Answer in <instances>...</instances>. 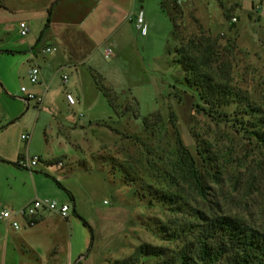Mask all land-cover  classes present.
Returning a JSON list of instances; mask_svg holds the SVG:
<instances>
[{"label":"rangeland","instance_id":"1","mask_svg":"<svg viewBox=\"0 0 264 264\" xmlns=\"http://www.w3.org/2000/svg\"><path fill=\"white\" fill-rule=\"evenodd\" d=\"M220 2L233 9L231 16L237 23L226 19ZM42 3L45 0H0V214L5 209L19 213L13 206L36 194L70 207L62 243L51 249L41 247V264H113L144 243L176 247L177 243L163 240L159 228L182 216L159 203L151 206L149 198L141 199L136 193L144 180L171 188L159 179V174L171 172L180 162L171 111L184 146L204 175L199 147L207 143L214 154L211 167L216 176L206 174L210 187L206 205L217 203L226 213L264 229V151L233 122L197 111L198 99L183 87L173 20L177 4L183 11L184 37L196 34L200 24L213 36L223 37V45L231 38L237 47L233 84L264 110V0H136V13L128 11L123 22L121 15L117 21L110 20L107 10L96 8L83 26L64 32L51 24V11L41 13ZM140 11L149 26L147 36L135 27ZM22 22L33 30L28 37L19 33ZM232 24L236 29L231 30ZM36 34L39 49L56 47L59 51L54 55L61 56L64 65L50 73L52 87L43 106L36 101L28 104L22 91L26 87L43 99L34 90L41 85L29 79L31 52L26 45ZM106 47L118 54L106 59ZM94 72L113 90L121 113L126 108L130 112L123 117L114 113ZM64 75L69 76L67 84ZM67 87L73 89L75 106L66 100ZM152 115V125L146 129L143 119ZM106 122L131 138L112 133L102 126ZM27 134L32 135L30 143L22 139ZM20 154L41 161L30 171L18 166ZM121 163L138 172L136 185L114 169L113 164ZM31 174L39 176L36 181ZM5 224L0 220V237L6 233ZM5 258L3 242L0 264ZM24 258L30 259V254ZM153 261L146 256L138 264Z\"/></svg>","mask_w":264,"mask_h":264},{"label":"trees","instance_id":"2","mask_svg":"<svg viewBox=\"0 0 264 264\" xmlns=\"http://www.w3.org/2000/svg\"><path fill=\"white\" fill-rule=\"evenodd\" d=\"M220 4L226 19L230 20L233 9L226 8L222 2ZM175 11L173 20L179 41L175 53L184 70L183 87L198 99V104H195L197 111L214 120L233 122L249 141L264 151V110L233 84L236 44L230 38L223 45V37L213 36L198 20L199 31L184 37L181 33L183 11L177 4ZM234 29L236 24L231 25V30ZM94 73L95 82L114 113L123 117L130 112L126 108L121 113L113 90L104 84L99 73ZM230 107H235L232 113L226 111ZM153 116L143 119L146 129L152 125L150 118ZM135 117L139 119L140 115L135 114ZM170 120L177 132L180 162L174 164L171 172L159 174V179L169 183L171 188L144 180L136 193L141 194V199L149 198L151 206L159 203L176 216H182V219H174L159 228L163 240L177 245L171 248L144 243L131 256L113 264H138L146 256L154 258L151 264H264V229L244 218L226 213L217 203L206 205L210 195L206 176H216L211 167L215 159L210 146L204 143L203 147H199V155L206 165L204 175L191 152L184 146L172 111ZM102 126L117 136L131 138L107 122L102 123ZM22 158L19 157L18 166L22 165ZM113 166L131 186L136 185L140 178L138 172L132 173L125 163ZM71 197L74 201V197Z\"/></svg>","mask_w":264,"mask_h":264},{"label":"crops","instance_id":"3","mask_svg":"<svg viewBox=\"0 0 264 264\" xmlns=\"http://www.w3.org/2000/svg\"><path fill=\"white\" fill-rule=\"evenodd\" d=\"M96 8L107 10L110 20L117 21V17L121 15L122 22L123 17H125L128 11L134 13L137 11L136 0H45V3H42L40 11L43 14L51 11V24L59 26L61 31L64 32L75 30L83 26L88 21V17L96 11ZM141 9H143V7ZM42 20V23H44L46 18ZM116 25L120 26L118 23ZM32 31L31 28L30 34H32ZM55 36L58 40L59 35L56 33ZM113 43H115V41H113ZM48 47L39 49L37 34L34 38L28 39L26 45V49L31 52V67L37 66L41 70L39 82L41 87L34 90L36 94L42 96V106L43 101L46 100L50 94L52 87V81H49L50 73L52 71L58 72L64 67V65H61L62 62L60 61L62 57L54 55L59 50L57 49V51L53 53H45L44 51ZM115 53L118 54V50L115 51ZM75 68L77 72H80L77 66ZM76 86L77 85L72 88ZM65 92L74 93L73 89L69 87L65 89ZM95 126H98V124H95ZM20 156L23 157L21 159V164L24 166L25 161L29 157L20 154L18 156V161ZM57 165L59 166V164ZM49 166L51 165H48V167ZM31 177L36 181L39 176L31 174ZM36 198H40V196L38 194H36V196L32 195L24 200L20 206L13 207L16 208V210L22 211ZM17 219L21 225L20 229H15L9 221L2 220L6 223V233L3 237H0V244L3 242L5 243L6 258L4 259V264H7V261L8 263L11 261L12 264H41L43 262L40 250L41 247H48V249L58 247L65 237L66 227L70 222L69 215L67 218H63L58 214H45L37 224L28 227L26 221L22 218L18 217ZM25 253L30 254V259L24 258Z\"/></svg>","mask_w":264,"mask_h":264},{"label":"built area","instance_id":"4","mask_svg":"<svg viewBox=\"0 0 264 264\" xmlns=\"http://www.w3.org/2000/svg\"><path fill=\"white\" fill-rule=\"evenodd\" d=\"M135 27L139 31V33L142 36H147L149 33V26L146 22L145 15L143 11H140L136 17H135ZM233 23H237V19H232ZM31 32L30 25L22 22L19 25V33L22 37H28ZM56 47H48L45 49V53H53L56 52ZM115 54V51L112 47H106L104 50V57L106 59H111ZM40 75L41 70L39 67L35 66L31 69L29 79L30 82L34 85L39 84L40 82ZM64 84H67L69 82V76L64 75L63 76ZM23 93L27 94L26 101L29 103L31 101H36L40 106H42V99L38 98L34 93H29L28 89L26 87L22 88ZM66 100L68 104L72 107L77 104V101L72 93L67 92L66 93ZM22 139L26 141L27 143H30L32 139V135L27 134L23 135ZM41 161L40 157H33V158H27V160L24 163V166L30 170L33 171L35 169L39 162ZM63 164L60 163L59 166H62ZM70 212V207L67 204L59 203L57 201L49 200V199H40L36 198L34 201H32L29 205H27L22 211L19 213H15L9 210H3L0 214V219L4 221H9L12 226L15 229H20L21 225L18 221V217L22 218L24 221H26L28 227H32L35 224L38 223V221L45 215V214H58L63 218H67Z\"/></svg>","mask_w":264,"mask_h":264}]
</instances>
